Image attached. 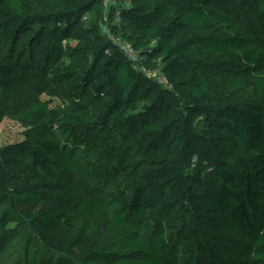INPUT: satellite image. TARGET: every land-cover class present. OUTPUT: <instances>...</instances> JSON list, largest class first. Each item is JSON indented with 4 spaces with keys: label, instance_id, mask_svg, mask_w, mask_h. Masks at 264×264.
<instances>
[{
    "label": "trees",
    "instance_id": "16d2710c",
    "mask_svg": "<svg viewBox=\"0 0 264 264\" xmlns=\"http://www.w3.org/2000/svg\"><path fill=\"white\" fill-rule=\"evenodd\" d=\"M119 1L0 0V48L31 67L20 87L0 60V123L23 128L0 151V230L26 224L36 238L0 264H264V45L231 0ZM221 73L237 76L224 91L210 80ZM91 134L122 177L100 196L82 151Z\"/></svg>",
    "mask_w": 264,
    "mask_h": 264
},
{
    "label": "rangeland",
    "instance_id": "374dc122",
    "mask_svg": "<svg viewBox=\"0 0 264 264\" xmlns=\"http://www.w3.org/2000/svg\"><path fill=\"white\" fill-rule=\"evenodd\" d=\"M231 4L239 22L248 29L250 35L256 42L264 45V14L261 13L257 0H231ZM120 5L121 2L119 0H112L107 7L110 10L116 9ZM110 34V31L106 33L108 38H110ZM36 42L38 43L39 41ZM65 42L67 44H76V40L73 38L67 39ZM7 54L8 51L0 48V60H4L7 63H13L15 57L12 55L7 57ZM32 54V49H30L29 52L26 53L27 58H30ZM21 55L23 54L17 56L15 63H13V67L18 70L20 75V87H23L31 78V67L29 62L22 63L19 61ZM236 77V75L221 73L211 76L210 80L212 86L224 91L235 82ZM244 79L246 81V90L251 95L260 96V92L252 84L250 76L246 75L244 76ZM43 98H46V96H43ZM56 103L59 104V101L56 100L55 105H57ZM22 142V126L16 120L10 118L3 119L0 123V151H3L8 146H17L16 144ZM82 151L86 156L89 168L87 178L96 183V194L100 196L118 190L122 177L120 174H111L110 172L105 171L102 167L97 138L95 135H90L89 139L85 142V145H83ZM7 204L8 200H4V197L2 196L0 198V214ZM230 233L235 237L239 236V231L236 226L232 228ZM171 237L175 243L177 240V233H173ZM35 242L36 238L26 224H12L7 229L0 230V261L4 259H17L21 261V259L18 258H22L29 250L32 252L36 247ZM213 246L217 252L227 255L226 250L222 249L217 243H214Z\"/></svg>",
    "mask_w": 264,
    "mask_h": 264
},
{
    "label": "built area",
    "instance_id": "2783aa9c",
    "mask_svg": "<svg viewBox=\"0 0 264 264\" xmlns=\"http://www.w3.org/2000/svg\"><path fill=\"white\" fill-rule=\"evenodd\" d=\"M112 0H105V5L107 6L109 3H111ZM121 22V16L119 13L116 15V23L119 24ZM109 30H106L105 33H107ZM110 38L116 43L119 44L124 52V55L134 63L135 67L144 72L149 77L157 80L159 83L163 84L164 86H167L169 84V79L167 75L162 71L161 67H147L143 61V58L141 57L138 50H136L131 44L126 43L121 40V38L117 37Z\"/></svg>",
    "mask_w": 264,
    "mask_h": 264
}]
</instances>
